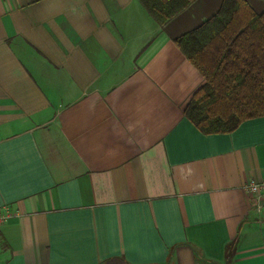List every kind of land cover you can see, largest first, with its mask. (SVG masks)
<instances>
[{"label":"crops","instance_id":"1","mask_svg":"<svg viewBox=\"0 0 264 264\" xmlns=\"http://www.w3.org/2000/svg\"><path fill=\"white\" fill-rule=\"evenodd\" d=\"M223 1L159 26L139 0H0V264H264V116H185L206 81L177 40Z\"/></svg>","mask_w":264,"mask_h":264},{"label":"trees","instance_id":"2","mask_svg":"<svg viewBox=\"0 0 264 264\" xmlns=\"http://www.w3.org/2000/svg\"><path fill=\"white\" fill-rule=\"evenodd\" d=\"M159 26L196 0H139ZM205 79L185 116L204 134H230L264 116V13L245 0H224L219 12L177 40Z\"/></svg>","mask_w":264,"mask_h":264},{"label":"built area","instance_id":"3","mask_svg":"<svg viewBox=\"0 0 264 264\" xmlns=\"http://www.w3.org/2000/svg\"><path fill=\"white\" fill-rule=\"evenodd\" d=\"M244 191L246 194H248L250 197H258L261 199L262 204L264 205V180L261 182H252L249 184H246L244 187ZM8 220V216L5 214H2L0 210V227L4 225Z\"/></svg>","mask_w":264,"mask_h":264}]
</instances>
